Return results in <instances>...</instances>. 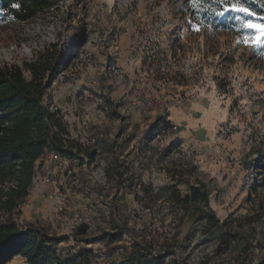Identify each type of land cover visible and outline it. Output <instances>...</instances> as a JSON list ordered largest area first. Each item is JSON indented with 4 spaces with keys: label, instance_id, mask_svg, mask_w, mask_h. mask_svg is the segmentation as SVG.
<instances>
[{
    "label": "rangeland",
    "instance_id": "rangeland-1",
    "mask_svg": "<svg viewBox=\"0 0 264 264\" xmlns=\"http://www.w3.org/2000/svg\"><path fill=\"white\" fill-rule=\"evenodd\" d=\"M246 1L55 0L29 21L0 12V65L59 44L45 102L82 145L76 180L62 189L67 209L50 211L47 195L25 200L19 225L67 237L58 255L90 250L92 264H132L126 247L155 235L182 264H226L229 228L253 229L256 246L240 263L264 264V0ZM175 171L185 175L183 195L205 183L220 226L204 228L168 202ZM75 212L82 221L73 227ZM124 225L132 235L111 254L97 238ZM155 242L154 253L163 251ZM6 264L29 263L18 255ZM162 264L179 263L169 255Z\"/></svg>",
    "mask_w": 264,
    "mask_h": 264
},
{
    "label": "trees",
    "instance_id": "trees-1",
    "mask_svg": "<svg viewBox=\"0 0 264 264\" xmlns=\"http://www.w3.org/2000/svg\"><path fill=\"white\" fill-rule=\"evenodd\" d=\"M54 4L55 0H0V12L11 19L29 21ZM61 56L59 44L50 43L37 52L33 60L21 65L0 66V264H6L18 255L25 257L29 264L93 263V251L80 254L78 259L62 257L57 248L67 237L49 235L34 223L21 228L17 221L20 207L32 189L37 161L50 151L72 159L79 157L82 151L78 140L63 137L69 132L60 111L52 110L45 102L47 87L56 75ZM161 120L164 118L160 117ZM172 176L174 185L167 195L168 202L199 221L204 228L220 226V220L210 207V193L205 183L196 179V183L188 184L189 194L183 195L177 186L185 182L184 173L175 171ZM154 192L155 198L159 194ZM252 220L247 218L248 222ZM223 224L227 226L228 223ZM252 230L229 228L235 245L231 260L226 264H241L240 259L252 252L257 242L252 238ZM128 233L132 235L124 225L115 233L104 232L97 240L112 254L117 251L116 244ZM156 239L163 249L159 253H154ZM169 255L182 264L174 244L158 235L150 239L143 237V242L135 241L125 251L126 259L132 264H147L151 259L155 264H162Z\"/></svg>",
    "mask_w": 264,
    "mask_h": 264
},
{
    "label": "built area",
    "instance_id": "built-area-1",
    "mask_svg": "<svg viewBox=\"0 0 264 264\" xmlns=\"http://www.w3.org/2000/svg\"><path fill=\"white\" fill-rule=\"evenodd\" d=\"M149 105V102L142 103V105H140L142 107L139 108V111L143 107H148ZM82 134H88V130L86 127H84L83 131L81 132V135ZM63 137L65 139L79 140V137L77 135H63ZM74 160L75 159L61 155L59 152L50 151L43 155L36 163L32 189L41 191L43 189H46L47 186H50V190L47 193V198L50 201L49 209L51 211H56V213L63 212L67 209L68 199L67 194L57 184H53V167H55L61 174H63L66 179H74L76 177V169L72 166V162ZM52 164H55V166L52 167ZM71 219L74 224L73 227H75V225L82 221V215L79 212H75L72 215ZM20 227L24 228L26 227V225H21ZM69 236L70 239H73L72 234H70Z\"/></svg>",
    "mask_w": 264,
    "mask_h": 264
},
{
    "label": "crops",
    "instance_id": "crops-1",
    "mask_svg": "<svg viewBox=\"0 0 264 264\" xmlns=\"http://www.w3.org/2000/svg\"><path fill=\"white\" fill-rule=\"evenodd\" d=\"M75 162H76L75 160L72 162V166L73 167H74V163ZM53 166H55V164H52V167ZM53 170H54L53 184L54 185L57 184L61 189H64L67 192H69L70 189H71V187H72V185L74 184V182L76 180V177L74 179H66L63 176V174H61L55 167H53ZM49 190H50V186H47L46 189H43L41 191L31 189L30 194L28 195V197L26 198V200H30L31 202L35 203L41 197L47 195V193H48ZM49 203H50V201H49Z\"/></svg>",
    "mask_w": 264,
    "mask_h": 264
},
{
    "label": "snow or ice",
    "instance_id": "snow-or-ice-1",
    "mask_svg": "<svg viewBox=\"0 0 264 264\" xmlns=\"http://www.w3.org/2000/svg\"><path fill=\"white\" fill-rule=\"evenodd\" d=\"M231 9L233 11L247 13V14L251 15V13H248V9L243 8V7H239L237 4H232L231 5ZM225 11H227V9H225ZM217 14L218 15H223V13H217ZM246 26L249 27V28H255L256 27V25H254L252 23H248ZM259 44H264V39H262L261 41H259Z\"/></svg>",
    "mask_w": 264,
    "mask_h": 264
}]
</instances>
